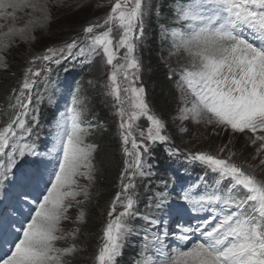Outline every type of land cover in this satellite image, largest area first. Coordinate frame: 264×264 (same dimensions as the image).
<instances>
[{
    "label": "snow or ice",
    "instance_id": "snow-or-ice-1",
    "mask_svg": "<svg viewBox=\"0 0 264 264\" xmlns=\"http://www.w3.org/2000/svg\"><path fill=\"white\" fill-rule=\"evenodd\" d=\"M63 4L0 0V70L10 67L12 48L17 39L29 38L35 19L46 27L52 8ZM162 11L153 0H110L103 18L28 61L6 108H0V190L7 184L17 189V214H0V264H73L81 251L98 173L99 146L88 138L101 127L88 118L82 81L69 86L51 147L41 151L32 139L45 100L41 85L47 91L54 70L69 61L105 67L100 87L118 122L125 157L94 264H119L130 238L140 233L135 264H264V0H171L163 22ZM17 13L29 17L23 26H17ZM153 15L168 45L162 61L168 79L175 78L172 122H179L178 131L187 132L188 122L214 133L230 131L245 136L253 152L234 151L232 140L213 151L182 152L175 145L168 120L149 101L141 78L140 53ZM97 84L87 81L93 88ZM157 144L166 146L169 157L201 165L206 175L214 174V183L182 187L172 198L162 180L163 188L141 211L137 181L156 175L148 161Z\"/></svg>",
    "mask_w": 264,
    "mask_h": 264
},
{
    "label": "rangeland",
    "instance_id": "rangeland-1",
    "mask_svg": "<svg viewBox=\"0 0 264 264\" xmlns=\"http://www.w3.org/2000/svg\"><path fill=\"white\" fill-rule=\"evenodd\" d=\"M153 2H154V4L158 3L160 5L162 3L161 0H153ZM100 3L101 4H99V3L93 4L92 0H64V4L62 6H59V7L54 6L52 8L51 15H52L53 19H52L50 24H48L46 27H43V28L39 26L41 23V20L39 18H36L35 19V26L33 29L30 30L29 38L27 40L17 39L16 45L12 48L10 56H9L10 67L7 70H9V69L14 70L15 67H17L19 69L20 77H19L18 84L23 79V73H24L25 69L29 66L28 61L33 56L41 55L47 47H56V46L62 45L63 44L62 41H64L65 39L71 40V38H74V37L78 36L79 34H81L83 27L87 26L90 22H94L98 19L103 18L104 15L109 11L110 0H101ZM166 5L168 7H170L171 1L169 0L166 3ZM162 9H163L162 14L164 15V17L165 18L170 17V11H166V7H164V6L162 7ZM17 16L19 18L16 22L18 27L23 26V24L29 20V17L24 15L23 13H17ZM153 18H155L154 15L152 16L151 20L146 24V37L144 39V44L142 46V51L140 54L142 56V62H143L142 63L141 78H142L143 84L146 88V91L148 94V99L154 107L153 100L155 101V97L151 91V87L153 86V84L155 82L150 83L149 81H147L148 79L146 80V77H148V75H149V69H147V68L144 69V66L149 61V57H148L147 52L150 48V43H151L150 42L151 41L150 40V33H151V25H153V23H152ZM82 21H83V23H82L83 25L81 26V29L69 38V36L72 33H74L75 31H77L79 29L78 24H80L79 22H82ZM0 23H4V21L0 20ZM52 29H53V31H52ZM156 32H158V35H159V26L156 29ZM31 36H35V40H32ZM163 47H164L163 49L162 48L158 49L157 54H158V56L159 55L160 56L158 57V59H155L157 61L155 65L158 64V61H160L159 64L162 66L163 70L168 72V67L162 61V57L167 56L168 45H164ZM171 63H172L173 67H176L175 58H173ZM95 64H97V68L89 74L88 79L98 81V84L94 89L98 93H100L103 97L102 103L104 104V107L107 111L108 119H109L110 123L112 124V126H114L116 128L115 130H116V136L118 138V152H120L123 155V158L125 159L123 151H122V147H121V141H120L119 133H118V122L116 121L115 117L113 116L112 111L110 110L109 103L106 102V98L103 95V90L100 87V85L106 79V70H105V67L101 63L96 62ZM152 65L153 64H150V66H152ZM98 67H99V69H98ZM97 69H98V72L95 74V71ZM0 71H6V70H0ZM104 72H105V74H104ZM61 77H62V75L55 73L53 78L50 80L51 81L50 84L47 85V91H44L45 86L41 85V91L44 92L45 100L40 105L39 125H38V127L34 128V134H33L32 139L35 140L36 143H38L40 145V148L43 151H46V147H48V146L51 147V141H52L51 134L54 131L55 120H56V118H58V115H53L52 113L48 112L49 111L48 106L50 104L48 98L51 97V103H52L53 92L56 90ZM75 82H76V80H72L69 83H66V82L63 83L62 93L61 92L55 93L56 96H59V97L62 94V97L60 99H54V102L57 105L61 106L60 110L57 111L56 113L60 114L61 112L64 111L65 105L67 104L68 99L70 98L69 86L74 87ZM18 84L16 87H18ZM59 87H61V85H59ZM174 88H175V83H174ZM6 98H7V96H6ZM177 98H178V93L175 90L174 95L172 97L173 103L171 104L170 107L166 108L167 109L166 111L168 113H163V112H161V113H163L165 118L168 120V123L170 124V126H168V129L173 130V128H174L177 131L173 134V141H174L175 145H177L181 148L182 152L200 151V150L213 151V150L217 149L219 146H221L223 144H227L229 142V140H232L233 150L237 151L238 148L237 149L234 148L235 147L234 140H237V144H239V142H241V140H239L240 138L246 140L245 136L240 135V137H239L238 136L239 134L233 135L230 131L225 132V131H221L219 129H217L214 133L210 127L206 128L204 126L197 125V124L192 123V122L186 123L185 127H187V129H188L187 132H184V133L179 132L178 127H177V124L179 122H176V123L172 122V115H173L175 108H176ZM1 102H0V104H1ZM6 106L7 105H6V99H5V101L2 103L0 108H6ZM165 106H166V104H165ZM156 107H159V106L156 105ZM88 118L89 119L94 118L97 123L99 122L98 116L96 114H89ZM0 119H4V117H0ZM141 123L144 124L143 121H141ZM99 125L104 127V123L100 122ZM94 135H96V132L93 134V136L88 138L89 142H96L97 141V140H95V138H93ZM48 143H49V145H48ZM253 150H254L253 146H246L244 148V153L248 154V153L253 152ZM179 158H181L185 163L191 164L198 169L204 170V168L201 165H199L198 163H191V162L187 161L184 158V156H180ZM28 159L31 160L32 158L29 157ZM252 162L256 163L257 161H252ZM150 163L154 166L153 171L156 173V175L153 176L150 180L145 179L142 181L141 180L137 181V183H138L137 192L139 194V207H140L141 211L145 210V205H146L147 201L150 198H152L155 194H157L163 188V184L161 181L163 179H166V174H165V171L163 170V166L161 164L162 162L155 160V161H151ZM123 167H124L123 161H121V163L117 164L115 167V169H116L115 176H118V179L120 178V174L123 170ZM210 174L214 175L212 173H210ZM114 183H115V181H114ZM167 184H168L167 191H169L172 195V187L168 182H167ZM118 185H119V181H118V183L113 185V189L109 195L110 199L108 197L109 203H110L111 199L113 198L114 193L117 190H119ZM16 191L17 190L15 188L12 189L11 186L8 189H6V187H5V189L0 190V202H5V203H0V205L1 206L4 205V206H6V208L17 206L16 205V199H15ZM105 196H107L106 193L102 194L99 197L97 204L95 206H93V208L97 214V223H96L97 226L95 228V231L93 232V236H92V234L89 235L88 236L89 238L85 239V241H83V239H81V238L79 239V244H81L80 245L81 251L74 258L73 264L74 263L75 264H94V260L90 261L91 256H92V252L89 255V253H87V245L86 244L84 245L82 243L86 242L90 245V247L93 244V259H94V255H95L97 246L100 243V239H101V235H102V226L106 221V212H107L108 206H105L106 205L105 204L106 199H104ZM108 199H107V201H108ZM6 201H10V202L6 203ZM107 201H106V203H107ZM10 210H11V208H10ZM94 210H92V211H94ZM7 211H9V210H7ZM23 211H25V212L27 211V205L24 206ZM92 211H89L88 215ZM16 214L17 213L15 212L14 215H16ZM89 219L90 218L88 216V220ZM136 224L139 227V225L142 224V221L137 220ZM87 228L92 229V228H94V226L88 224L86 226V229ZM141 237H142L141 233H140V235L132 236L130 238L129 242L126 244L124 250H123L122 256H130L131 264H135V261L138 259V253H139L140 247H141ZM135 239H136V241H135ZM169 239H171V237ZM133 241L136 242L135 248L132 245ZM173 243H175V242L173 241Z\"/></svg>",
    "mask_w": 264,
    "mask_h": 264
},
{
    "label": "trees",
    "instance_id": "trees-1",
    "mask_svg": "<svg viewBox=\"0 0 264 264\" xmlns=\"http://www.w3.org/2000/svg\"><path fill=\"white\" fill-rule=\"evenodd\" d=\"M101 0H92L93 4H101L100 3ZM169 0H161V7H166V11H169L170 7H168L166 5V3ZM171 1V0H170ZM165 19L164 15L161 13V22H163ZM79 29L77 31H75L74 33H72L69 38L75 34L76 32H78L81 29V26L83 25V21L79 22ZM153 25H151V33H150V48L147 52L148 57H149V61L146 63V65L144 66V69L147 68L149 69V75L148 77H146V80L149 81L150 83H153V86L151 87V91L155 97V101L153 100L154 103V108L159 110L160 112L163 113H168L166 110L167 107H170L171 104L173 103V95H174V91L176 90L174 88V79H168V72L164 71L162 66L159 64L160 61H158V64H156V60L158 59V49L159 48H164V45H167L166 43H163L160 39V36L158 35V32H156V29L158 28V21L155 18H153L152 21ZM53 31V29H52ZM65 42H70L69 39H65L64 41H62V43ZM150 64H153L152 66H150ZM97 68V64H92L90 65L88 72L85 74L86 76L83 78L82 83H84L85 86V90H86V95L89 97V103H88V109H89V114H96L98 116V120H99V124L104 123V127L101 126L99 128V130L96 132V135H94L93 138H95V140H97L95 143L98 144V151L96 153V164H97V168H98V173H97V181L96 184L93 188V199L91 200V202L88 205V212L94 210L93 206H95L97 204V201L99 200V197L106 193L107 196H105L104 199H108L110 192L113 189V185H115L116 183H118L119 179L118 176H115L116 173V165L121 163V161H124L123 155L118 152V138L116 136V128L114 126H112V124L110 123L109 119H108V115H107V111L104 107V104L102 103V95L100 93H98L93 87H90L87 85V81L89 74L94 71ZM99 69V67H98ZM98 69L95 71V74L98 72ZM105 74V72H104ZM19 69L17 67L14 68V70L9 69L6 71H0V106L2 105V103L5 101L6 96L11 94V91L13 88H15L18 84L19 81ZM86 80V81H85ZM149 84V83H148ZM159 107H156V105ZM166 104V106H165ZM168 126H170V124L168 123ZM172 126V125H171ZM174 127V126H173ZM168 132L170 135H172L175 132H177L174 128L173 130H169ZM240 137V135H238ZM241 140V142H239V144H237V140H234V144L235 147L234 148H238L237 151L243 152L244 153V148L246 146H250V145H246L245 144V139H239ZM165 145H160L157 144L156 146H154V148L151 150L152 151V155L151 157H149V163L151 161H155L158 160L159 162L163 161L164 158H166L168 156L167 152L164 150L165 149ZM249 154V153H248ZM248 154L244 153L245 156H247ZM175 158V157H174ZM192 170L196 171L195 168H193ZM198 173H202L203 171H197ZM115 181V183H114ZM110 199V197H109ZM109 199L106 203L105 201V206L109 205ZM105 209V208H104ZM93 212V213H92ZM91 213H89V219L87 218L86 223L82 226V232L80 235V238L83 239V241H85V239H88L89 235L92 234L93 236V232L95 231L96 228V223H97V214L94 211H92ZM90 224L93 225L94 228H87L86 226ZM79 238V239H80ZM136 241V239H135ZM133 241L132 245L135 248L136 247V242ZM82 244H86L87 245V253H89V255L92 252V256H91V260L93 261V244L90 245L86 242H83ZM81 245V244H80ZM138 246V245H137ZM79 254V253H78ZM75 264V263H74ZM119 264H131V258L130 256H122L119 258Z\"/></svg>",
    "mask_w": 264,
    "mask_h": 264
},
{
    "label": "bare ground",
    "instance_id": "bare-ground-1",
    "mask_svg": "<svg viewBox=\"0 0 264 264\" xmlns=\"http://www.w3.org/2000/svg\"><path fill=\"white\" fill-rule=\"evenodd\" d=\"M192 222H196L195 220H193Z\"/></svg>",
    "mask_w": 264,
    "mask_h": 264
}]
</instances>
